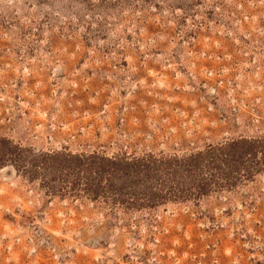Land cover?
<instances>
[{
  "label": "rangeland",
  "instance_id": "1",
  "mask_svg": "<svg viewBox=\"0 0 264 264\" xmlns=\"http://www.w3.org/2000/svg\"><path fill=\"white\" fill-rule=\"evenodd\" d=\"M0 264H264V0H0Z\"/></svg>",
  "mask_w": 264,
  "mask_h": 264
},
{
  "label": "trees",
  "instance_id": "2",
  "mask_svg": "<svg viewBox=\"0 0 264 264\" xmlns=\"http://www.w3.org/2000/svg\"><path fill=\"white\" fill-rule=\"evenodd\" d=\"M112 162V163H111ZM115 164L116 162L114 161V160H112V161H108V164Z\"/></svg>",
  "mask_w": 264,
  "mask_h": 264
}]
</instances>
